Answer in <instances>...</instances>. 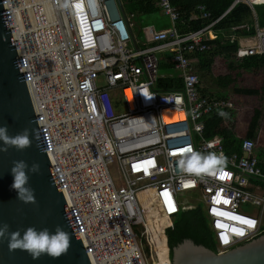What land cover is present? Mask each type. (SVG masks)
I'll use <instances>...</instances> for the list:
<instances>
[{
  "label": "built area",
  "instance_id": "2783aa9c",
  "mask_svg": "<svg viewBox=\"0 0 264 264\" xmlns=\"http://www.w3.org/2000/svg\"><path fill=\"white\" fill-rule=\"evenodd\" d=\"M1 1L50 173L91 264H171L162 245L165 224L199 206L218 252L261 233L264 192L254 180L264 181V167L256 141L243 136L241 150L227 152L223 134L204 132L205 116L233 106L230 98L202 92L194 62L214 47L225 13L181 33L174 0H157L170 24H143L141 38L133 30L142 12L125 11L120 0H67L69 7L65 0ZM238 2L255 11L264 0ZM209 16L202 4L191 12V18ZM254 25L253 35H232L236 58L264 53V26L257 19ZM244 27L250 26L232 29ZM164 79L171 85H160ZM189 146L222 151L227 163L211 174L185 173L178 160ZM115 162L119 184L109 170ZM156 231L161 238L148 255L143 240Z\"/></svg>",
  "mask_w": 264,
  "mask_h": 264
},
{
  "label": "water",
  "instance_id": "95a60500",
  "mask_svg": "<svg viewBox=\"0 0 264 264\" xmlns=\"http://www.w3.org/2000/svg\"><path fill=\"white\" fill-rule=\"evenodd\" d=\"M0 125H7V133L14 136L29 129L31 143L24 148L0 145V226L8 230L0 237V264H91L76 229L64 195L58 190L50 173V161L32 100L23 78L22 67L16 52L2 1L0 0ZM24 160L29 165L39 162V172H29L28 185L34 190V202H25L17 197L10 187L13 176L10 172L13 161ZM167 220L173 225L178 214ZM61 225L70 236L67 250L60 255L47 253L38 258L20 248L10 249V233L29 225L54 230ZM168 257L167 239L162 244ZM169 258V257H168ZM171 264H264V234L218 252L205 245L185 239L173 249Z\"/></svg>",
  "mask_w": 264,
  "mask_h": 264
},
{
  "label": "trees",
  "instance_id": "16d2710c",
  "mask_svg": "<svg viewBox=\"0 0 264 264\" xmlns=\"http://www.w3.org/2000/svg\"><path fill=\"white\" fill-rule=\"evenodd\" d=\"M120 1L123 4L124 10L137 13L140 11H160V7L156 5L157 0ZM234 1L235 0H174V3L181 12L177 24L181 33L201 28L225 13L216 24V28L221 34L218 39L214 40V47L205 52L198 53L194 61L196 70L200 73L201 82L203 81L202 79L206 77L207 71H211L215 59L218 56H222L226 59L230 70H237L239 68L256 70L264 67V53L253 54L242 58H236L232 55V51L238 46V40L236 37L232 39V35L246 36L253 35L256 32L253 8L245 2H238L232 6ZM199 4L205 5V10L210 12L209 17L191 18V12L194 10L197 11V6ZM254 9L259 25L264 26V3L256 4ZM244 23L249 24V29L245 27L232 29L233 26ZM224 77L225 78L218 77L221 85L227 84L225 79L229 78V74ZM159 84L169 86L171 85V81L164 79L160 80ZM234 88L238 92L247 94H258L260 92V90L256 88L239 87L237 85H235ZM205 91V89H202L204 94H206ZM221 97L228 98L227 95H222ZM263 111V107L255 108L254 114L251 117L250 127L245 135L246 137L253 138L254 140L257 137ZM230 116L229 108L218 109L205 116V136L212 137L216 134H223L227 152L240 151L244 137L239 136L229 123H226L227 119L230 120ZM257 151L260 157V164L264 167V147L257 148ZM254 182L260 183L261 187L264 189V181L254 180ZM261 229V234H264V222L262 223ZM165 231L168 245L167 253L170 260H172L173 257L174 247L185 239H191L197 244H202L216 250L213 233L208 223L206 212L202 206L180 212L173 225H169L168 222L165 224Z\"/></svg>",
  "mask_w": 264,
  "mask_h": 264
},
{
  "label": "clouds",
  "instance_id": "9594fccd",
  "mask_svg": "<svg viewBox=\"0 0 264 264\" xmlns=\"http://www.w3.org/2000/svg\"><path fill=\"white\" fill-rule=\"evenodd\" d=\"M63 7H69L67 0ZM0 140L4 145H12L17 148H24L30 145L29 129L25 128L14 136H9L7 133V125H0ZM211 146V145H210ZM0 150H6L3 145H0ZM227 163V158L224 153L209 151L202 153L199 150L189 146L186 153L178 160L179 167L188 174L194 176H202L211 174L213 171L220 169ZM39 162H33L29 165L24 160L13 161L10 172L13 176V181L10 187L16 191L17 197L25 202H34V190L28 185L29 172H39ZM8 230V225L0 226V237ZM69 233L59 224L54 230L48 227L37 228L34 225H29L23 229H16L10 233L8 245L10 249L20 248L26 250L33 259L38 258L41 254L47 253L52 256L60 255L65 252L69 246Z\"/></svg>",
  "mask_w": 264,
  "mask_h": 264
},
{
  "label": "rangeland",
  "instance_id": "374dc122",
  "mask_svg": "<svg viewBox=\"0 0 264 264\" xmlns=\"http://www.w3.org/2000/svg\"><path fill=\"white\" fill-rule=\"evenodd\" d=\"M135 20L138 23L135 28H139L143 24H153L157 28L158 23L168 22L169 18L161 13H138ZM135 32L137 33L138 31L135 30ZM162 53L168 54V52H161V54ZM227 74H229V78L225 79L227 84L221 85L218 77L225 78L224 76H227ZM202 80L201 88L205 89L206 93L220 97L222 95H227L228 98L232 100L233 106L229 108V113L231 114L230 120L227 119L226 123H229L239 136H245L250 127L251 117L254 114L255 108L263 107L264 110V67L256 70H245L243 68L230 70L226 59L222 56H218L215 59L211 71H207L206 77ZM97 82L99 85L105 84L102 74L97 77ZM235 85L239 87L256 88L259 89L260 92L258 94L241 93L234 88ZM255 141L258 149L259 147H264V111ZM109 170L112 177L116 180V183L119 184L120 174L117 163H110ZM255 209H258V207H253V210ZM146 216L148 219L152 217L150 212H148ZM133 228L139 231L140 226L134 225ZM154 229L155 228L152 227L151 230ZM160 236V233L156 231L153 236L151 235V237L144 238L143 242L148 255L158 246L155 240L157 238L160 239ZM154 242L155 244H153ZM150 243L154 245L153 248H150Z\"/></svg>",
  "mask_w": 264,
  "mask_h": 264
},
{
  "label": "crops",
  "instance_id": "0c3cea01",
  "mask_svg": "<svg viewBox=\"0 0 264 264\" xmlns=\"http://www.w3.org/2000/svg\"><path fill=\"white\" fill-rule=\"evenodd\" d=\"M235 4V1H234V3L232 4V6ZM200 5V4H199ZM203 5V4H202ZM231 6V7H232ZM160 9V8H159ZM230 9V8H229ZM125 11H129V10H125ZM140 12H142V13H161V14H163V15H165L163 12H162V10L160 9V11L159 12H146V11H140ZM227 12V11H226ZM257 19V16H256V11H254V24H255V20ZM170 24V20L168 21V22H160V23H158L157 24V27H166V26H168ZM135 30H137L138 32L136 33L135 32ZM134 33H135V35H137L138 37L140 36L141 38L143 37V34H142V31H141V28L139 27V28H134ZM261 189L263 190V192H264V189L261 187ZM264 222V221H263Z\"/></svg>",
  "mask_w": 264,
  "mask_h": 264
},
{
  "label": "snow or ice",
  "instance_id": "6c2138e0",
  "mask_svg": "<svg viewBox=\"0 0 264 264\" xmlns=\"http://www.w3.org/2000/svg\"><path fill=\"white\" fill-rule=\"evenodd\" d=\"M249 223H251V221H248Z\"/></svg>",
  "mask_w": 264,
  "mask_h": 264
}]
</instances>
